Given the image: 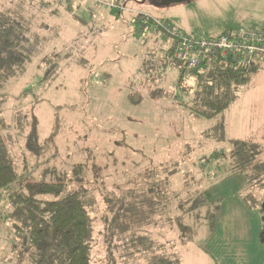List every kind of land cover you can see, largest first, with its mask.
<instances>
[{
    "label": "rangeland",
    "instance_id": "obj_1",
    "mask_svg": "<svg viewBox=\"0 0 264 264\" xmlns=\"http://www.w3.org/2000/svg\"><path fill=\"white\" fill-rule=\"evenodd\" d=\"M0 13L26 24L30 33V60L0 88V135L17 180L54 181L82 164L83 178L69 181L60 196L83 187L93 198L90 264L148 263L130 253L119 258L117 249L109 260L104 235L113 218L109 199L119 200L117 210H129V218L142 216L139 234L159 248L155 254L164 253L159 244H166L184 264H195L188 252L203 248L209 235L211 244L220 242L232 228L229 211L221 212L204 195L218 171L229 173L230 160L222 155L232 145L223 126L235 136L252 118L263 121L259 133L242 135L256 146L255 162L264 161V60L235 90L242 108L235 102L201 118L190 110L197 106L194 80L179 82L178 65L167 54L170 38L154 31L150 21L141 24V15L213 38L239 27L262 28L256 25L263 21L264 0H189L169 6L159 0H0ZM245 174L237 194L259 208L264 172L246 169ZM220 188L225 201H233L234 189ZM229 219L236 221L235 215ZM262 225L264 230V219ZM7 233H12L9 222L0 217V264H30ZM261 241L264 247V236ZM233 252H224L232 260L227 263L239 264Z\"/></svg>",
    "mask_w": 264,
    "mask_h": 264
},
{
    "label": "trees",
    "instance_id": "obj_2",
    "mask_svg": "<svg viewBox=\"0 0 264 264\" xmlns=\"http://www.w3.org/2000/svg\"><path fill=\"white\" fill-rule=\"evenodd\" d=\"M10 17L0 13V88L6 80L21 74L25 63L30 60L29 28ZM167 54L171 57L170 49ZM175 63L179 68L180 82L183 78L181 66ZM256 70L255 64L227 66L205 77L196 74L192 78H185L195 82L197 106L190 110L201 118L214 117L235 100V90L245 85ZM4 142L0 135V207L4 209L0 211V217L9 222L12 230L6 236L14 237L30 264H90L93 227L88 208L93 205V198L83 187L60 196L69 181L83 178L82 164L73 165L69 173H63L54 181L29 178L19 182ZM229 143L232 149L222 155L224 159L230 160L229 172L246 173V169L259 175L264 172V161L255 162L258 152L254 144L234 140ZM47 196L55 197L51 199ZM118 204L119 200L116 202L109 199L108 210L113 218L107 223L104 232L105 241L109 243V260L112 259V249H117L120 250L119 258H125L124 254L130 253L132 258L148 260L147 264H180L179 258L174 257L175 253L168 252L166 244H159L162 251V247H165L164 253L155 254L159 248L153 247L148 237L139 234L142 216L129 218V210L122 207L117 210ZM259 209L264 219V204ZM132 224L137 227L132 228ZM126 231L129 234H125ZM262 236L264 230L261 231ZM164 243L168 245L169 241ZM144 251L146 255H133Z\"/></svg>",
    "mask_w": 264,
    "mask_h": 264
},
{
    "label": "crops",
    "instance_id": "obj_3",
    "mask_svg": "<svg viewBox=\"0 0 264 264\" xmlns=\"http://www.w3.org/2000/svg\"><path fill=\"white\" fill-rule=\"evenodd\" d=\"M262 20V22H257V25H255L257 27L263 26L264 17L262 18ZM177 24L178 26H182V22ZM176 28L181 31L179 27ZM261 60L264 59H259L254 64L257 65L258 62ZM235 102L236 98L230 105H233ZM235 105L236 108H238L239 106L242 108L244 106L242 101L239 105L236 102ZM245 121H247L246 118ZM241 123L243 124V121H241ZM261 123H263V121H261L260 119L257 118L254 120L252 118V122L250 121V126H245L243 124V126L240 128V130L236 133L237 135L235 136L230 135L229 125L226 124L223 127L225 133H227V141L229 142L230 140H234L247 142L249 139L243 138L242 135L244 134V131L248 130L252 131L251 133H259L261 129L257 128L262 125ZM223 172L220 173L218 171L213 176V179L216 178V181L209 183L206 188V190H208H205V193H203L204 195H206L208 201L215 202L216 205L220 206H217V208L219 207V210H221V212L229 211V214L226 217V221L228 222L229 226L232 225V228L225 233V237L222 238L220 242L217 240L213 244H211L212 236L209 235L203 244V248H197V251H193L191 253L188 252L187 255H191V257H193V262L195 264H229L227 263V260L230 259L224 257V252H227V250L234 249L232 259H234L235 261H239V264H264V247L263 245H261L263 215L258 207H252L244 197L237 194L238 190L242 186H244V178H247V176L245 173L243 174L241 172ZM227 177L231 178L229 183L221 181V179H225ZM221 186H229L234 189L233 196H235V198H233V201H225L226 192L223 188H220ZM254 188L255 187H253L251 191H254ZM255 196H257V194H255ZM234 215L236 221L230 223L229 217ZM179 260L180 264H184L181 259ZM231 261L232 260H230V262Z\"/></svg>",
    "mask_w": 264,
    "mask_h": 264
},
{
    "label": "built area",
    "instance_id": "obj_4",
    "mask_svg": "<svg viewBox=\"0 0 264 264\" xmlns=\"http://www.w3.org/2000/svg\"><path fill=\"white\" fill-rule=\"evenodd\" d=\"M141 17V24L150 21L154 31L170 38L171 57L180 64L183 78L205 77L227 66H248L264 59V26L230 29L212 38L184 33L164 20Z\"/></svg>",
    "mask_w": 264,
    "mask_h": 264
},
{
    "label": "water",
    "instance_id": "obj_5",
    "mask_svg": "<svg viewBox=\"0 0 264 264\" xmlns=\"http://www.w3.org/2000/svg\"><path fill=\"white\" fill-rule=\"evenodd\" d=\"M185 1H189V0H159V4L161 6H169V5H172V4L185 2Z\"/></svg>",
    "mask_w": 264,
    "mask_h": 264
},
{
    "label": "bare ground",
    "instance_id": "obj_6",
    "mask_svg": "<svg viewBox=\"0 0 264 264\" xmlns=\"http://www.w3.org/2000/svg\"><path fill=\"white\" fill-rule=\"evenodd\" d=\"M170 49V48H169Z\"/></svg>",
    "mask_w": 264,
    "mask_h": 264
}]
</instances>
